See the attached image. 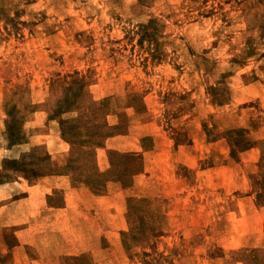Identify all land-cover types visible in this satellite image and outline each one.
Instances as JSON below:
<instances>
[{
	"label": "rangeland",
	"instance_id": "1",
	"mask_svg": "<svg viewBox=\"0 0 264 264\" xmlns=\"http://www.w3.org/2000/svg\"><path fill=\"white\" fill-rule=\"evenodd\" d=\"M77 172L95 225L68 230ZM37 234L92 252L66 264H264V0H0V264Z\"/></svg>",
	"mask_w": 264,
	"mask_h": 264
},
{
	"label": "crops",
	"instance_id": "2",
	"mask_svg": "<svg viewBox=\"0 0 264 264\" xmlns=\"http://www.w3.org/2000/svg\"><path fill=\"white\" fill-rule=\"evenodd\" d=\"M47 178H43L42 180H39L36 183L28 184L27 190V201H26V206H27V211L33 210L35 207L34 201H41V204L44 206L47 204V192L48 188L45 186V181ZM70 189H72L71 193L73 196V201H71L68 197L65 199V202L58 205V206H52L49 208L64 212V211H69V210H77V220L74 221L73 224L69 223V220H61L62 223H64L63 226H67L68 230L73 229L74 226L75 230H79L81 228H85L87 226L91 227L95 225V221L92 220L90 217L91 211H92V202L94 198H96L95 193L93 192L92 186L87 180V177L85 175H82L80 172H77V185L76 186H70ZM68 194V192H67ZM30 214V212H29ZM65 217V216H64ZM60 218V217H59ZM58 218V219H59ZM57 219V220H58ZM71 220V219H70ZM28 222V221H27ZM34 224V221L30 222L29 221V226H27L26 231L30 233L31 231V226ZM31 228V229H30ZM66 228V227H65ZM64 230V228H63ZM67 231V230H66ZM86 236V235H85ZM88 236V235H87ZM33 240L34 242L30 241H25V247L26 250L21 252V257L25 259V264H66L65 260L68 256H80L82 254H86L91 252L90 249L83 248V250L77 252V251H59L58 253L48 255L41 251L38 247V241L37 238H40V235H33ZM71 240V243L74 242V244L77 243V235L75 236L74 239H69ZM85 241H96L97 237L96 235L89 234L88 237H85ZM73 241V242H72ZM23 244L19 245L16 244L13 248V251L19 253V250H22ZM29 248L31 250H29ZM92 253V252H91ZM85 255V256H86ZM53 258H59L58 261H53L51 262V259ZM20 264V263H18Z\"/></svg>",
	"mask_w": 264,
	"mask_h": 264
}]
</instances>
